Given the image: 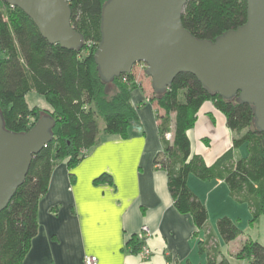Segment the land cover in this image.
Returning a JSON list of instances; mask_svg holds the SVG:
<instances>
[{
    "label": "trees",
    "instance_id": "1",
    "mask_svg": "<svg viewBox=\"0 0 264 264\" xmlns=\"http://www.w3.org/2000/svg\"><path fill=\"white\" fill-rule=\"evenodd\" d=\"M68 1L71 23L84 36L80 50L51 44L23 10L0 0V110L5 127L23 132L43 114L55 119L53 139L33 156L25 181L0 212V264H21L30 250L38 232L39 199L48 189L54 165L67 159L68 166L73 167L102 133L127 138L131 128L138 125L137 109L131 101V89L136 86L134 73L115 78L111 82L114 90L109 92L95 63L106 0ZM246 18V0H188L182 13L185 28L198 38L210 40L243 24ZM87 40L95 45L84 53ZM32 91L42 95L48 107L29 104L27 95ZM150 100L164 113L159 116L163 149L154 163L167 171L175 207L190 213L198 228L207 222L208 209L188 184V176L195 174L203 179L224 180L231 196L251 208L252 224L264 216V132L253 124L251 105L209 92L191 73L177 75L162 94L153 90ZM206 101H212L223 112L227 126L236 133L233 147H245L246 155L234 157L229 150L207 165L200 155L192 153L187 130L194 126ZM99 116L104 121L102 125ZM167 132H172V142L165 139ZM107 177L102 174L97 180ZM217 230L225 242L243 232L226 215L217 218ZM143 244L135 235L127 246L132 253H139ZM236 257L249 259V264H264V245L247 238ZM205 264L232 263L209 255Z\"/></svg>",
    "mask_w": 264,
    "mask_h": 264
},
{
    "label": "crops",
    "instance_id": "2",
    "mask_svg": "<svg viewBox=\"0 0 264 264\" xmlns=\"http://www.w3.org/2000/svg\"><path fill=\"white\" fill-rule=\"evenodd\" d=\"M134 74L131 101L140 128L132 127L127 138L102 133L75 166L69 167L67 159L54 165L48 189L38 203V232L21 264H84L85 255L96 256L97 264H205L209 255L227 258L232 264H244V260L249 264V259L236 257L243 243L234 249L230 245L243 232L225 242L210 222L234 204L224 180L188 176L190 188L208 209L209 220L203 227L196 226L190 213L175 207L167 171L154 163L163 149L159 130V112L163 111L150 100V77ZM33 97L35 104L27 99L29 104L48 107L42 95ZM187 134L192 153L207 165L229 150L235 157L247 153L244 147H233L236 133L212 101L204 102ZM102 174L108 177L97 180ZM143 225L150 231L148 258L127 246Z\"/></svg>",
    "mask_w": 264,
    "mask_h": 264
},
{
    "label": "water",
    "instance_id": "3",
    "mask_svg": "<svg viewBox=\"0 0 264 264\" xmlns=\"http://www.w3.org/2000/svg\"><path fill=\"white\" fill-rule=\"evenodd\" d=\"M19 7L51 44L80 50L84 36L71 23L68 0H1ZM188 0H106L94 52L106 83L139 64L162 94L180 73H191L213 94L251 105L264 132V0H246V21L214 40L194 36L182 21ZM55 119L43 114L31 128L5 127L0 110V212L23 184L32 158L53 139ZM134 128L139 129V125Z\"/></svg>",
    "mask_w": 264,
    "mask_h": 264
},
{
    "label": "rangeland",
    "instance_id": "4",
    "mask_svg": "<svg viewBox=\"0 0 264 264\" xmlns=\"http://www.w3.org/2000/svg\"><path fill=\"white\" fill-rule=\"evenodd\" d=\"M4 11L6 12V9H4ZM90 43L92 46L95 45L94 42H92L91 40H87L86 41V47L83 50L84 53L89 51V48H90L89 44ZM0 55H1V53H0ZM132 73H146V72H145V69L137 67L135 70L132 71ZM124 81H126V80H124ZM107 86H108L109 92H112L114 90V86L111 82H108ZM35 95H36V93H34V92H30L27 95V99L29 100V102L31 104H35L34 103L35 101L33 100L34 99L33 96H35ZM159 110L163 111V109L160 106H159ZM159 116H161V117L164 116V113L162 114V112H159ZM99 122L101 125L104 123L102 117H100V116H99ZM251 128H253V127H251ZM167 133H171L170 137H167V135H166ZM167 133L165 134V139L172 142L173 141L172 132H167ZM243 149H246V148L244 147ZM243 149H242V151H244ZM227 157H229V155ZM227 159H229V158H227ZM223 212H225V214H223L222 216H224V215L229 216L230 218L235 220L237 222L238 226L243 230V234H241L236 239V242H232L230 244L231 248H233V249L237 248L238 244L243 243L247 238L258 240L259 242H261L264 245V216L263 215L260 216V218L256 219L254 224H252L251 223L252 212H251V208L249 207V205L246 203H239L235 200H234L233 206H230V205L226 206V208ZM210 222L212 223V225L215 228H217V219L215 217H211ZM243 263L248 264L247 260H244Z\"/></svg>",
    "mask_w": 264,
    "mask_h": 264
},
{
    "label": "built area",
    "instance_id": "5",
    "mask_svg": "<svg viewBox=\"0 0 264 264\" xmlns=\"http://www.w3.org/2000/svg\"><path fill=\"white\" fill-rule=\"evenodd\" d=\"M89 45H90L89 47L92 46L91 43ZM137 67L145 69V64L144 63H139L133 68V70H135ZM123 79L126 80V78H123ZM166 135H167V137H170L171 133H167ZM149 232L150 231H149L148 226L147 225H143L141 227V230H140L139 234H138L139 239L144 241V244H143L142 248L139 251V254L143 258H148L151 255V249L149 247H147V245H146V240H147V237L149 235ZM83 261H84V264H97L98 263V258L96 256H94V255H85L84 258H83Z\"/></svg>",
    "mask_w": 264,
    "mask_h": 264
}]
</instances>
